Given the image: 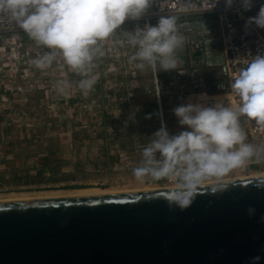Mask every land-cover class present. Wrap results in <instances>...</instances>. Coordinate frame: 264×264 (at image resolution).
<instances>
[{
	"label": "rangeland",
	"instance_id": "374dc122",
	"mask_svg": "<svg viewBox=\"0 0 264 264\" xmlns=\"http://www.w3.org/2000/svg\"><path fill=\"white\" fill-rule=\"evenodd\" d=\"M214 21V16L196 20L204 30L213 27ZM185 41L176 52L183 66L177 63L175 70L163 71V118L153 68L140 69L136 62L130 63L133 47L120 43L118 36L110 45H102L105 56L94 60L91 74L96 82L87 93L78 87L82 77L67 65L61 69L54 62L38 68L33 60L43 54L41 48L0 51V198L89 188L128 192L173 187L164 181L141 184L132 169L140 163L141 151L161 120L170 132H178L172 110L189 102L188 98L196 102V93H203L194 84L183 85V79L195 74L197 85L218 74L215 58L212 66L199 65L185 50ZM61 80L69 85L63 94L57 91ZM243 167L224 179L264 176L255 159Z\"/></svg>",
	"mask_w": 264,
	"mask_h": 264
},
{
	"label": "clouds",
	"instance_id": "9594fccd",
	"mask_svg": "<svg viewBox=\"0 0 264 264\" xmlns=\"http://www.w3.org/2000/svg\"><path fill=\"white\" fill-rule=\"evenodd\" d=\"M219 0H215L214 6ZM245 11L251 10L254 0H240ZM160 9L164 0H0V18H10L46 51L33 60L40 69L48 68L59 58L71 71L82 78L79 89L87 93L96 82L92 75L94 60L103 56L102 44L121 28L126 20L141 19L154 4ZM234 0H225L231 6ZM213 6V7H214ZM264 29V3L246 26ZM127 43L135 48L129 62L136 67L157 66L162 71L175 70L177 49L185 37L180 34L178 18L161 15L156 24L145 23L126 33ZM66 81L57 82V91L64 93ZM228 87L236 103L218 100L207 103L201 94L196 102L176 106L172 111L180 129L172 133L161 120L160 127L141 151L138 166L132 169L135 180L169 182L173 185L168 204L181 211L192 206L202 185L210 182L212 193L229 188L224 178L234 169L245 166L253 157L264 155V146L246 142L241 118L264 129V54L252 56L230 80ZM249 216L256 208L249 206ZM264 222V215L260 216ZM260 254L251 256L247 264H262Z\"/></svg>",
	"mask_w": 264,
	"mask_h": 264
},
{
	"label": "water",
	"instance_id": "95a60500",
	"mask_svg": "<svg viewBox=\"0 0 264 264\" xmlns=\"http://www.w3.org/2000/svg\"><path fill=\"white\" fill-rule=\"evenodd\" d=\"M226 181L183 211L172 188L0 199V264H247L264 247V176Z\"/></svg>",
	"mask_w": 264,
	"mask_h": 264
},
{
	"label": "built area",
	"instance_id": "2783aa9c",
	"mask_svg": "<svg viewBox=\"0 0 264 264\" xmlns=\"http://www.w3.org/2000/svg\"><path fill=\"white\" fill-rule=\"evenodd\" d=\"M164 0L160 9L158 3H154L149 11L139 20H126L125 24L118 28L112 36L103 42L110 45L116 36L120 38V43H127L126 33L134 30L137 26L145 23L156 24L161 15L171 14L178 18L180 34L186 38L184 48L195 57V62L203 65L214 59L212 47L221 48L222 61L218 63V74L211 83L202 82L196 85L197 79L193 75L192 83L207 95V103L212 104L218 100H223L226 104L236 103V98L232 95L228 84L230 80L247 64L252 56L264 54V33L262 29L253 26H246L249 17L255 16L264 3V0H254L251 10L245 11L240 0H234L229 7L225 0ZM214 6V7H213ZM208 16H214L213 27L200 28L196 20ZM117 33V34H115ZM188 38H187V37ZM31 46L41 48L44 53L46 49L38 45L8 17L0 18V51L6 49L31 50ZM130 46V45H129ZM135 48L132 49V54ZM105 56V54L103 55ZM102 56V57H103ZM58 68L66 66L62 59L55 61ZM178 63L183 66L184 61L178 58ZM195 64V63H194ZM199 81V79H198ZM214 88V90L212 89ZM198 93V92H197ZM195 96H200L198 94ZM241 127L246 137V142L257 146H264V129L258 128L254 122L241 118ZM261 172H264V155L259 158L253 157ZM246 167L243 170L246 171Z\"/></svg>",
	"mask_w": 264,
	"mask_h": 264
},
{
	"label": "bare ground",
	"instance_id": "6f19581e",
	"mask_svg": "<svg viewBox=\"0 0 264 264\" xmlns=\"http://www.w3.org/2000/svg\"><path fill=\"white\" fill-rule=\"evenodd\" d=\"M254 176V175H253ZM259 176H263V175H259ZM255 177V176H254ZM172 187H167V188H163V189H170ZM162 188H156V187H145V188H142V189H139V190H133V191H128V192H138V191H149V190H160ZM123 192L125 193H128L127 191L125 190H122ZM121 191H115L114 190H110V189H105V190H102V189H92V188H89V189H79L77 191H73L71 193H61V192H51V193H47V192H41V193H36V194H24V193H19V194H12V195H8V196H4L0 199H3V200H6V199H10V198H17V197H54V196H71V195H98V194H115V193H123Z\"/></svg>",
	"mask_w": 264,
	"mask_h": 264
},
{
	"label": "crops",
	"instance_id": "0c3cea01",
	"mask_svg": "<svg viewBox=\"0 0 264 264\" xmlns=\"http://www.w3.org/2000/svg\"><path fill=\"white\" fill-rule=\"evenodd\" d=\"M208 28H210V27H208ZM212 52H213V56H215L214 57L215 60L218 63H220L222 61L221 48L219 46L212 47ZM153 70H154V85H155L156 98H157V100H156L157 107H158V110L161 111V113H162L163 111H162V102H161V96L160 95H161V86H164L163 85V81H164L163 71L159 67H156L155 69L153 68ZM192 78H193V75H191V74H190V76L187 75L186 78L183 79V81H184L183 85L191 86V84H193ZM213 78L208 83H211ZM206 80H208V79H206ZM190 99H191V97H190ZM188 101H190L189 98H188ZM162 118H163V113H162Z\"/></svg>",
	"mask_w": 264,
	"mask_h": 264
}]
</instances>
